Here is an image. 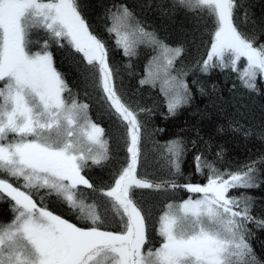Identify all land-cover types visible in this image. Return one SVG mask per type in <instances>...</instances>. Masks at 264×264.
Instances as JSON below:
<instances>
[{"label":"snow or ice","instance_id":"obj_1","mask_svg":"<svg viewBox=\"0 0 264 264\" xmlns=\"http://www.w3.org/2000/svg\"><path fill=\"white\" fill-rule=\"evenodd\" d=\"M237 6L236 0H172L167 9L186 15L202 11L206 18L200 20L211 24L201 42L200 56L206 53V58L196 61L200 72H238V62L244 61L239 79L256 91L264 81V44L256 46L239 30ZM83 7L82 0H0V202L7 201L15 213L11 223L0 224V264H260L249 243V226L264 230V217L254 214V201L245 194L261 186L255 162L234 171L212 170L201 183L138 178L142 142L163 129L149 130L141 113L151 118V110L137 108L116 83L109 49L90 31ZM109 11L115 26L108 31L115 32V45L125 57L135 55L144 40L162 53L164 62L139 83L154 85L163 74L171 84L161 88L164 116L176 115L192 93L187 73L170 76V70L187 49L169 47L155 32L145 31L120 3ZM34 32L43 35L33 39ZM56 51L82 77L85 95L88 89L97 92L103 115L117 132L123 130L111 156L105 138L110 133L91 118V104L65 98L71 90ZM164 147L170 153L169 175H181L187 146L171 140ZM195 149L193 141L192 168L201 173L202 156ZM90 167L107 174L92 179ZM169 189L196 196L179 204L167 203L165 196L162 214L153 217L142 205L147 195L136 191ZM41 190L79 209L83 225L56 214L43 197L38 200ZM83 191L95 200L87 211L76 198ZM153 231L160 238L157 247L151 246Z\"/></svg>","mask_w":264,"mask_h":264},{"label":"trees","instance_id":"obj_2","mask_svg":"<svg viewBox=\"0 0 264 264\" xmlns=\"http://www.w3.org/2000/svg\"><path fill=\"white\" fill-rule=\"evenodd\" d=\"M83 15L90 25V31L106 43L109 49L110 63L117 73L116 83L120 86L127 99L131 100L137 108L151 110V118L147 112L141 113V119L147 121L148 129H163L155 132L151 137H145L141 144L142 157L138 163V177L159 181L161 179H174L179 183L191 180L201 183L203 177L210 174L212 170H236L244 163L255 162L259 169L257 182L260 187L247 190L245 193L254 201V214L264 217V81H261L258 90H249L242 85L239 72L246 67L244 61L238 62V72L230 69L221 71L214 69L210 73L200 72L197 59L206 58L200 53L204 52L202 40L203 33L211 27L205 24L200 17L205 13L200 11L193 15H186L182 11L174 14L168 11L167 5L172 0H82ZM126 6L133 14L136 23L145 31L155 32L158 39L169 47H177L183 44L187 49L181 57L176 58L170 70V76L187 73L186 80L190 86L191 102L181 107L176 115L167 113L165 97L161 88L171 87L165 83L163 74L153 84L140 85L139 81L145 78L149 69L156 72L158 63H163L162 53L144 40L137 45L136 54L125 57L122 49L115 45V32L109 33L108 29L115 26L110 11H115V4ZM235 24L239 30L249 38L256 41V46L264 44V0H236ZM206 18V17H205ZM43 35V33H38ZM33 37V39H35ZM35 50V49H34ZM55 50V49H54ZM156 58H159L158 60ZM56 62L64 73L70 93H65V98L71 102L76 99L80 103L91 104L90 116L94 122L104 127L110 135V156L120 145L117 137L123 134L113 126V122L103 115L104 108L99 101V94L88 89L89 95H85V85L80 74L71 64L62 58L61 52L56 51ZM201 89L203 90L201 92ZM171 140H181L187 146L188 155L182 161L181 175H169L171 166L167 148L164 147ZM196 142L195 151L202 156L201 173H196L192 168V142ZM126 155V147L120 153ZM211 165V169L208 165ZM126 166V163L124 164ZM87 171L88 177L98 179L102 173L99 167H90ZM154 174V175H146ZM143 191L147 198L142 201L145 210L151 211L153 217L162 214L161 207L164 197L167 203L179 204L183 200L196 194L187 193L182 189L165 192L154 190ZM233 196L239 197L240 193L233 191ZM56 214L69 219L70 222L82 226L84 221L78 217L79 209L69 206L63 196L56 193L48 194L41 190L37 196ZM78 201H83L85 211L95 204V200L89 192H77ZM99 213V209H95ZM15 213L12 206L7 202H0V224L11 223ZM251 236L249 243L255 258L264 264V230L249 226ZM160 238L152 232V247L159 246Z\"/></svg>","mask_w":264,"mask_h":264},{"label":"rangeland","instance_id":"obj_3","mask_svg":"<svg viewBox=\"0 0 264 264\" xmlns=\"http://www.w3.org/2000/svg\"><path fill=\"white\" fill-rule=\"evenodd\" d=\"M38 33H39V32H34V33H33V37L39 35ZM138 178H140V177H138ZM195 196H196V195H195ZM182 202H183V201H182ZM182 202H181V203H182Z\"/></svg>","mask_w":264,"mask_h":264}]
</instances>
